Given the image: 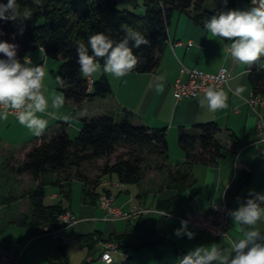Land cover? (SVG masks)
I'll use <instances>...</instances> for the list:
<instances>
[{"label": "crops", "instance_id": "crops-1", "mask_svg": "<svg viewBox=\"0 0 264 264\" xmlns=\"http://www.w3.org/2000/svg\"><path fill=\"white\" fill-rule=\"evenodd\" d=\"M137 1L141 5L142 0ZM246 2L249 7V2ZM166 30L168 38L158 52V62L152 71L129 73L117 79L104 73L101 67L91 78L94 81L102 75L106 76L111 86V92L106 97L85 99L80 103L65 99L62 109L58 110L60 113L55 112L56 116L64 118L59 125L51 131L46 129L42 136L35 137L14 151L24 158L25 153L37 145L42 137L52 134L62 123L67 131L73 124L69 118L76 111L86 113L77 114L79 120L73 125L78 130L84 118L106 113H113L119 118L126 109L130 112L129 119L133 124L165 128L167 156L159 166L142 167L136 182H120L115 174L110 177L102 175L101 179L107 177L114 182L103 186L97 182L98 179L91 183L78 174L69 176L68 172L64 173L66 169L47 173L45 178H35L33 187L40 182L45 184V188L51 187L49 191L46 190V196L53 201H47L45 196L43 202H61L63 207L74 213L76 222L60 228V234L71 238L63 245L41 229L8 218L0 226V249L14 241L24 246L22 256L14 264H104L100 259V242L116 236H121L117 242L120 245L119 251L112 253L116 264H158L157 251L165 262L178 263V258L197 246L216 244L228 248V240L241 235L229 217L230 227L225 237L216 238L205 230L191 228L189 225L188 229L195 233L194 238L177 237L174 231L180 228L181 221L174 216H182L186 212L206 213L213 202L225 203L228 211L234 210L249 197L250 191L262 192L264 157L260 149L264 148V140H260L257 135L256 122L259 116L264 118V105L252 108L247 104L246 99L252 89L248 80L249 67L232 61L228 53L231 41L210 37L204 24H195L187 13L181 11L171 13ZM176 40L184 43L191 41L192 44L175 45ZM37 51L29 56V62L33 66L43 62L46 71L45 95L49 98L50 107L51 98L61 94L60 84L57 79L56 82L53 80L56 77L53 67L50 69L51 76L47 71L49 57ZM56 60L58 62L54 66L58 69L61 59ZM259 62L264 66V57ZM181 65L208 72H214L221 66L228 67L231 76L222 87L227 94L228 106L213 113L199 106L198 100L203 94L196 98L176 99L172 93L173 82L178 77L182 80L187 78L186 74L179 73ZM242 72H247V75L241 76ZM160 75L165 80L163 90L157 91L154 80ZM237 86L244 89L243 98L233 95ZM71 105L75 106L73 113L67 112ZM205 121L217 123L219 131L216 137L225 145L223 155L214 161H198L187 157L177 141L181 128L189 130L194 124ZM113 153L96 159L97 163L112 164L118 156ZM236 158L247 165L249 170L235 169ZM75 181L80 183L79 197L76 196V199L72 194ZM84 183L88 188L96 185V194H84ZM104 187L115 196L116 205L124 210L130 209L133 204H140L149 211L127 219L104 220L105 212L98 205V194ZM156 210H168L170 215L162 216ZM255 227L264 233V220L258 221ZM148 241L152 244H147ZM124 254L127 260L121 263ZM134 256L138 259H134Z\"/></svg>", "mask_w": 264, "mask_h": 264}, {"label": "trees", "instance_id": "trees-1", "mask_svg": "<svg viewBox=\"0 0 264 264\" xmlns=\"http://www.w3.org/2000/svg\"><path fill=\"white\" fill-rule=\"evenodd\" d=\"M6 3L7 0H0V4ZM138 4L137 0H99L78 11L73 0H41L39 5L34 0H17L19 18L27 12L31 18H42V21L31 24L0 20V41L17 44V58L22 63L39 47L44 48L47 57L61 59L56 72V79L61 77L63 81L59 89L65 99L80 103L85 99L106 97L111 92V86L106 76L102 75L93 81L88 90L87 78L82 77L76 63L78 42L87 45L88 37L95 33H104L119 41L124 36L121 25H130L150 41L147 46L133 49L140 63L130 73L148 72L157 65L158 52L168 38L166 27L173 11L185 12L195 24H204L213 14L237 9V0H227L226 3L225 0H142L144 11L140 14L133 11ZM100 63L103 64V60ZM36 65H43V62ZM248 80L253 91L264 97V66L260 62L249 68ZM123 112L119 118L113 113H106L82 119L78 133L73 138L62 123L25 153L23 161L16 168L17 172L38 177L71 166L77 168L82 162L110 156L118 143H126L137 148H132L133 152H129L127 157L118 156L112 164L105 162L100 176L115 174L120 182L138 181L144 159L141 156L143 148L151 146L163 158L167 156L166 131L164 127L133 124L129 119L130 112L126 109ZM218 131L216 122H200L189 130L181 128L177 141L187 157L198 161H214L223 155L225 149L224 143L216 137ZM95 186L88 188L84 183L82 191L84 194H96ZM46 190L45 184L41 182L32 188L28 212L20 217L21 222H15L35 229H40L43 224H56L57 216L67 208L61 202L45 204ZM102 191L110 193L105 187ZM120 237L106 240L119 242ZM146 243L152 244L149 241ZM156 257L158 264H178L165 262L159 251Z\"/></svg>", "mask_w": 264, "mask_h": 264}, {"label": "clouds", "instance_id": "clouds-1", "mask_svg": "<svg viewBox=\"0 0 264 264\" xmlns=\"http://www.w3.org/2000/svg\"><path fill=\"white\" fill-rule=\"evenodd\" d=\"M34 2L39 5L41 0ZM19 16L17 0H7L6 4H0V20H17ZM28 18L30 15L23 13V19ZM204 28L210 37L231 41L228 53L234 63L250 68L264 57V0H250V6L243 10L229 9L213 14L204 23ZM121 31L124 36L119 41L104 33H95L88 37L87 45L78 42L76 63L82 77H91L102 67L104 73L119 79L137 67L140 58L133 49L147 46L150 41L130 25L122 24ZM17 48L15 43L0 41V120H7L10 113H15L20 125L40 137L48 127L44 116L56 117L55 112L49 111V98L45 95L46 71L43 65L33 66L27 60L22 63L17 58ZM39 51L44 52V48ZM225 72L222 70L218 79L227 81ZM240 75H247V72ZM164 80L163 75L155 77L157 91L163 90ZM57 82L63 86L61 77H57ZM243 91L242 87L237 86L233 95L243 98ZM64 103L62 93L51 98L52 109L59 110ZM198 103L201 108L214 113L228 106L227 94L222 88L212 85L207 87ZM227 214L241 235L229 239L228 248L216 244L197 246L178 258V264H264V233L255 227L258 221L264 220V194L250 191L249 197ZM180 224L174 235L193 239L195 233L188 229L189 221L181 220ZM219 234L222 237L226 235ZM104 259L108 260L107 254Z\"/></svg>", "mask_w": 264, "mask_h": 264}, {"label": "built area", "instance_id": "built-area-1", "mask_svg": "<svg viewBox=\"0 0 264 264\" xmlns=\"http://www.w3.org/2000/svg\"><path fill=\"white\" fill-rule=\"evenodd\" d=\"M250 4V0H249ZM186 45H191V41L185 42ZM182 40H176L175 45L185 44ZM231 44V43H230ZM42 47H39V49ZM27 61H30L27 56ZM222 70H226L224 75L227 77V81L231 76L230 69L225 66H221L218 70L214 72L203 71L197 67H187L181 65L179 68L180 75L186 74L187 78L182 80L178 77L172 84V93L176 99L182 98H196L204 93L207 87L215 85L218 88H222L227 84L224 79H218L220 77ZM93 80L91 77L87 78L88 90L91 89ZM247 104L256 108L264 105V97L256 94L253 89H251L248 98L246 99ZM15 116V113H11ZM256 132L260 140H264V118L259 116L256 122ZM261 154L264 157V148L260 149ZM237 157V156H236ZM235 169H243L245 171L249 170V167L243 162L236 158L234 163ZM264 170V162H263ZM111 180L103 179L101 185L106 186L108 184H113ZM261 194H264V185ZM98 205L104 212V220H116V219H127L131 217H136L138 214L149 211L140 204H133L130 209L124 210L122 207L116 205L115 196L112 193H106L104 191L98 194ZM161 213L162 216L170 215L165 210H156ZM228 210L225 203L213 202L210 205L209 211L206 213H193L186 212L182 216H174L177 220H188L189 226L195 229L205 230L212 236L216 238H222L219 233H225L228 235V230L230 227V220L228 216ZM56 224L50 223L42 228L43 232L51 234L56 238L61 244L66 245L71 238L59 233L60 228L63 226L72 225L76 222V217L70 209H66L64 212L57 216ZM223 236V237H225ZM96 238V236H94ZM120 249V245L117 242L103 240L100 242V259L104 264H116L113 261V252H117ZM24 246L19 242H11L0 249V264H14L23 254ZM108 255V260H105V255ZM127 260V255L124 254L121 263H125Z\"/></svg>", "mask_w": 264, "mask_h": 264}, {"label": "rangeland", "instance_id": "rangeland-1", "mask_svg": "<svg viewBox=\"0 0 264 264\" xmlns=\"http://www.w3.org/2000/svg\"><path fill=\"white\" fill-rule=\"evenodd\" d=\"M75 2V7L79 11L80 9L86 7L87 5L91 4L92 2H98L99 0H73ZM237 7L242 9H246L248 7L246 0H237ZM133 11L136 13H142L143 7L140 5V3L137 5L136 8H133ZM17 21L21 23H31V24H38L41 23L42 18H28L23 19V16ZM1 28V25H0ZM38 51L35 50L29 54H36ZM48 61L50 64H48L47 71L50 74V69L53 67L55 70V73L57 72V60L54 58L49 57ZM30 65H32L30 63ZM51 76V74H50ZM54 82H56V77L53 79ZM56 88V85H55ZM68 104V103H67ZM68 107V106H67ZM62 107L59 109L61 110ZM75 109V106L71 105L67 108V112L70 111V113H73ZM65 110V109H64ZM49 111L60 113L58 110L52 109L51 105L49 107ZM81 113V110L76 111V114L74 113L70 118L69 122L71 124H76L77 114ZM44 117L47 118V115ZM64 118H59L56 116L55 118H50L48 121V127L46 128L47 131H51V129L59 125V123ZM78 122V121H77ZM70 125L68 127V135L73 138L77 135L78 130L74 127V125ZM36 136H34L26 127L20 125L15 116L10 115L8 116L7 120H0V226L4 224L8 218L14 221L21 222L22 220L20 217L24 215V213H19L20 211H25V213L28 212L29 208V192L32 190L34 186V180L35 178H42V176L33 177L32 175L28 174L27 172H17L16 168L21 164L24 158L20 157L16 151L22 146L26 145L28 141H32ZM136 145H129L126 143H118L116 145L115 151L113 154H118V156L121 158L127 157V154L129 152H133L132 148ZM139 149H137L136 152H138ZM117 156V157H118ZM141 156H143V162L141 163V169L142 167H151V166H159L161 163V160L163 159V156L158 154L153 150L151 146L143 148V151L141 153ZM103 164L97 163V161H90V162H82L76 169L75 166H71L66 168L64 173L69 176H74L76 174L83 176L84 179L89 180L91 183L97 182L101 183L102 179L100 176V172L102 170ZM46 172L43 177H47ZM107 178V177H105ZM108 179V178H107ZM109 180V179H108ZM51 189L50 186H48L47 191ZM52 189L58 190V188L53 187ZM79 191H80V183L79 181H75L72 185V194L73 197L76 199V196L79 197ZM48 193V192H47ZM47 201H53L50 200L46 196ZM58 200V199H57ZM10 215H7L9 214ZM5 221V222H4ZM47 225L43 224L40 229ZM134 259L137 258V256L133 257ZM138 259V258H137ZM148 263V262H146Z\"/></svg>", "mask_w": 264, "mask_h": 264}]
</instances>
